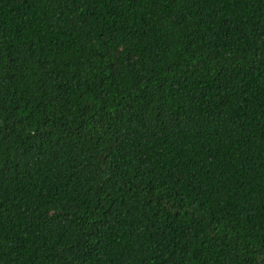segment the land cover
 Wrapping results in <instances>:
<instances>
[{"label": "trees", "instance_id": "obj_1", "mask_svg": "<svg viewBox=\"0 0 264 264\" xmlns=\"http://www.w3.org/2000/svg\"><path fill=\"white\" fill-rule=\"evenodd\" d=\"M0 264H264V0H0Z\"/></svg>", "mask_w": 264, "mask_h": 264}]
</instances>
